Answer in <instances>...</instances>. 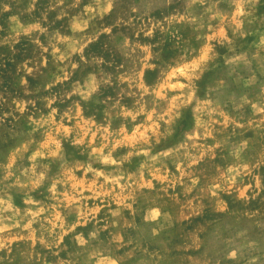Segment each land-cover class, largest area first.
Instances as JSON below:
<instances>
[{
    "label": "rangeland",
    "instance_id": "rangeland-1",
    "mask_svg": "<svg viewBox=\"0 0 264 264\" xmlns=\"http://www.w3.org/2000/svg\"><path fill=\"white\" fill-rule=\"evenodd\" d=\"M55 2L0 0V158L29 134L39 139L40 131L31 130L35 122L50 114L45 107L50 95L58 97L51 106L55 109L52 119L65 127L77 123L87 127L85 122L103 127L110 121L109 131L123 124L126 134H131L128 130L148 117L129 123L117 113L135 110L145 89L154 90L169 73L179 69L184 75L173 74L167 83L182 87L162 89L166 95L159 107L166 115L155 122L164 136L152 146L150 155L173 151L155 164L140 155L121 166L122 174L131 177L128 184L138 188L131 194V209L124 208L119 216L112 217L120 208L116 201L128 194L127 189L120 192L122 180L111 185L115 195L107 198L93 199L94 192L85 188L80 195L86 199L78 201L77 207L55 211L70 223L78 213L100 207L95 218L66 233L53 249L42 246L35 233L31 241H13L12 252L7 253L9 264H84L93 252L97 253L93 256L95 264L108 260L117 264H233L226 255L233 248L240 252L236 264H264V3L257 0L254 18L234 30L231 0H113L110 12L84 29L96 38L72 52L79 67L68 80L45 92L46 82L68 72L64 67L67 62L56 59L58 44H51L50 37L63 40L64 51L75 48L70 19L91 0H81L75 8L71 7L73 0L53 7ZM4 5L8 6L6 12ZM41 17L45 18L41 27L47 26V32L39 35V46L34 36L23 34L13 42L16 33L12 29L17 21L27 27ZM110 25L111 33L101 30ZM149 30L151 35L145 36ZM124 41L127 44L122 46ZM205 48H211V58L201 60ZM33 68L36 70L29 73ZM86 77L98 83L91 97L86 101L79 95L64 99L66 92L86 83ZM20 104L23 111L17 107ZM65 112H72V119L61 121ZM61 146L65 167L88 159L86 153L65 141ZM125 150L117 149L113 159ZM192 159L196 163L189 167ZM146 162L149 167L142 168ZM177 164L190 173V178L181 174ZM58 167L53 163L50 175ZM153 167L158 171H152ZM232 171L247 173L242 181L244 197L238 196L239 188L216 189L218 178ZM74 175L91 183L90 173L78 170ZM149 183L151 188L141 186ZM47 186L45 182L30 194L45 206L54 203L48 199ZM67 194L72 195L70 189ZM8 195L17 209L25 207L21 190L10 189ZM2 197L0 192V213ZM150 204L159 205L161 214L156 222L144 219ZM110 219L111 226L106 227ZM94 228H99L97 238L87 250L80 248L75 237L87 236ZM52 231L58 233L59 229ZM26 233L22 231L21 236Z\"/></svg>",
    "mask_w": 264,
    "mask_h": 264
},
{
    "label": "clouds",
    "instance_id": "clouds-1",
    "mask_svg": "<svg viewBox=\"0 0 264 264\" xmlns=\"http://www.w3.org/2000/svg\"><path fill=\"white\" fill-rule=\"evenodd\" d=\"M256 2L257 0H231L234 11L230 15L232 17V23L234 24V30H239L242 24L250 22L254 18L253 9ZM259 2L264 3V0H259ZM64 3L65 0H56L53 7H58ZM80 3L81 0H73L71 7L75 8ZM113 6V0H91L79 14L70 19L69 27L73 31V43L77 45L75 48L64 51V41L57 42L54 37H50L51 44H58L56 59L67 62L64 64V67L68 68V72L63 76H57L51 81L46 82L43 85L45 92H49V90L60 82L68 80L72 75V71L79 67V62H73L75 57L72 56V52L80 51L90 40L96 38L95 35L85 33L84 29H89L95 20L107 15ZM2 10L5 12L8 11V6L4 5ZM135 10V8L132 9V11ZM12 19L16 21L15 16ZM57 19H60V17L57 16ZM41 23H45L44 17L35 20L27 27H23L17 21L12 29L16 33V37L12 38L13 42H16L18 36L23 34L29 37L34 36V43L39 46V35L47 32V26L41 27ZM112 28L113 26L110 25L108 27H102L101 30L105 33H111ZM144 35L150 36L151 31H145ZM126 44L127 41H124L122 46ZM44 51H47L46 47ZM210 52L211 48H205L204 55H201L200 59H210L211 57L208 56ZM80 60L83 61L82 56ZM191 67L194 68L195 64L191 65ZM35 70V68L28 69V72L31 73ZM173 74L177 76L184 75L179 69H174L172 73H169L164 78V82L154 90L145 89L140 94L136 101L137 107L135 110H124L122 113H117L127 118L129 123L136 121L137 117H148V120L144 121V123L129 129L128 132L131 134H126V129L123 124L118 129L109 131L110 121L103 127L96 126L91 122H85L88 124L87 127H83L79 123L65 127L63 123H57L52 119V115L55 114V109L51 106L58 97L56 95L46 97L45 107L49 108L50 114L44 120L35 122V126L31 130L33 133L37 130L40 131L39 139H34L29 134L28 138L14 147L8 155L0 158V192L3 193L2 201L4 204L3 211L0 213V253H3L0 255V264H9L11 258L7 257V253L12 252L13 241H31L33 240V233H35L36 240H39L42 246L53 249L56 248L60 243V238L66 233L72 232L77 225L82 226L89 219H94L95 214L101 210L100 207L93 206L83 214L78 213L76 220L70 223H66L64 217L55 211L56 209H67L71 211L70 205L72 208L77 207L78 201L86 199L80 195V192L85 188H89L94 192L93 199H95V196L107 198L110 197V194L115 195L112 193L111 185L122 180L124 183L120 188V192L125 193V189H127L128 194L121 195L116 201L120 205V208L112 212V217L119 216L124 208L131 209L134 203L131 194L137 192L138 188L132 184H128L127 181L131 177L122 174L121 166L129 163L131 157L140 155L146 157L148 162L155 164L159 157H168L173 151L172 149H168L158 152L154 156L150 155L152 146L159 144L164 136V133L159 131V125L155 122L156 120H164L166 115V113L161 112L159 107L160 102L165 99L166 95V93L162 92V89H179L182 87L180 84L167 83V79H170ZM85 80L86 83L81 84L79 88L73 87L71 91L66 92L64 99H67L68 96L79 95L81 100H88L97 90L98 83L92 77H86ZM23 82L26 83V81ZM81 88L85 90L82 92L80 90ZM17 107L21 111L24 110L22 104L17 105ZM72 111L76 115H79L75 108ZM70 119H72V112H65L60 117L61 121ZM86 137L90 139H86ZM149 138H151V143ZM61 141L77 147L81 154H87L88 159L84 162L73 163L70 167H65L63 164ZM93 141H95V144ZM121 147L126 149L125 152L113 159V154ZM184 155L187 156V153ZM53 163H58L59 167L56 173L50 175ZM195 163L196 160L192 159L188 166L190 167L191 164ZM94 165L99 167H94ZM141 167L147 168L149 164L146 162ZM177 168L180 169L182 175L190 178V173L180 168L179 164H177ZM78 170L83 173H90L91 183L88 180L76 179L74 174ZM152 171L155 172L158 170L153 167ZM245 175L247 173L235 171H232L231 175L225 174L223 178H218L217 180V191H227L228 188L236 191L239 188L238 196L244 197L245 191L242 181ZM156 179L163 180L165 177L157 176ZM73 180L75 182L70 184L69 182ZM45 182L48 184L46 188V191L49 193L48 199L54 202L47 206L41 201L33 200L30 195L37 188L44 185ZM176 182H180L179 178H177ZM195 183L193 180L192 184L195 185ZM141 186L146 188L152 187L150 183ZM10 189H18L24 193V208L17 209L11 204V197L8 195V190ZM69 189L72 192L71 196L67 194ZM212 194L216 195L217 192L214 191ZM125 199L128 200L127 204H125ZM101 207H106V204H102ZM144 212V219L148 222H156L157 217L161 214L159 205L153 204L148 205ZM42 213H46L47 215L42 217ZM66 215H68V211L65 212ZM111 223L112 221L110 219L105 226H111ZM33 224H36L37 227L33 228ZM53 228L59 229L58 233L53 232ZM24 230H27V233L21 236V232ZM98 232L99 228H94L87 233V236L83 234L76 236L75 240L77 245L87 250L90 242L97 238ZM96 254L93 252L92 255H88L84 264H95L93 256ZM226 255L233 264H236L240 252L239 249L233 248L228 250ZM104 264H117V261L108 260Z\"/></svg>",
    "mask_w": 264,
    "mask_h": 264
}]
</instances>
